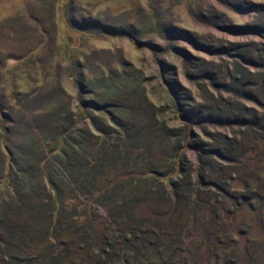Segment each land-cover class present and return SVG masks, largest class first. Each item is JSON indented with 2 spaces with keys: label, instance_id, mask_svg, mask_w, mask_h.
<instances>
[{
  "label": "rangeland",
  "instance_id": "rangeland-1",
  "mask_svg": "<svg viewBox=\"0 0 264 264\" xmlns=\"http://www.w3.org/2000/svg\"><path fill=\"white\" fill-rule=\"evenodd\" d=\"M255 3L264 4V0H0V150L4 149L3 161L8 160V166L11 163L13 166L7 175L14 173L9 179L12 181L20 169L48 172L60 191L59 217L75 224L67 229L69 223L65 221L62 224L55 221V224L52 218L47 217L45 221L38 214L31 216L25 209L19 210L20 218H9L6 226L14 229L19 223L27 230L26 226H32L29 228L33 242L29 246L26 244L24 252L37 256L42 255L47 246H55L65 254L60 264H264V174L259 175L246 166L240 173L231 175L235 164L228 162L224 164V174H218L216 169V176L203 175L200 169V178L195 167L193 178L190 174L196 166L193 165L196 156L190 150H180L184 144L178 138H167L169 132L163 129L160 119L159 136L145 132L148 136L141 142L142 154L135 157V163L143 166L144 172L156 171L158 174L171 173L177 166L182 168L170 179L177 197L174 212L165 216L174 203L166 189L151 190L145 182L144 187L136 190L128 184L115 186L106 191V202L98 200L92 204L95 209L87 211L89 194L78 191L76 198L63 199L68 184L64 177H58L54 168L67 177L61 165L62 158L58 153L47 157L49 149H42L45 143L41 139L42 129L55 130L56 122L52 116L68 99L76 109L78 103L76 106L75 101L81 97L87 102L99 98L98 94L91 93L90 87L81 96L74 81L68 80V68L75 61L83 65L78 72L84 74V83L88 85L94 82L93 79L97 80L103 70L113 75L138 72L140 82L133 81L137 85H132V90L146 91L149 99L162 111L167 108L163 115L171 119V126L179 131L182 123L172 119L174 109L167 107L171 105L168 86L160 82L161 70L156 60L167 58L174 65L181 61L171 52L156 55L150 46L157 50L191 47L150 32L149 19H144V14H151V8L160 26L185 28L205 38L215 36L241 41L246 38L219 32L214 25L221 23L222 16L233 24L250 22L252 13L243 10ZM201 16L215 22L202 23ZM215 18L218 19L213 20ZM135 26L139 29L134 32V41L122 35L123 32L132 33ZM74 57L76 59L72 60ZM132 78L137 80L136 75ZM179 79L184 87L192 88L182 74ZM63 93L67 99L52 101L53 96ZM149 111L146 108L145 114ZM96 115L105 116L102 112ZM147 122L142 123L148 125ZM223 130L231 131L230 128ZM6 147L9 152L13 148L14 154H9ZM236 152L234 150L232 154L235 158ZM91 158L86 155V160ZM15 160L18 161L17 168ZM112 172L103 177L99 188L113 181L117 173ZM184 179L186 187L183 184L177 187V181ZM7 183L3 182V191ZM15 197L19 199L16 194ZM135 197L144 201L136 202L133 214L139 219L154 220L143 226L122 220L114 225L118 229L112 227V222L105 219L107 212L102 206L105 204L114 212L124 207L123 211L129 212ZM63 206L66 209H62ZM97 213L103 216L95 220L97 226L103 230L112 227V232L102 237L101 244L98 242L102 248L91 243L89 236L84 238V234L77 233L81 226L89 228L91 215L96 217ZM47 225L60 226L48 234ZM129 230L133 231L130 233ZM86 233L91 234L90 230ZM16 234L5 236V239L16 244V239L21 236L19 232ZM3 253L10 252L0 251V264ZM47 260L52 264L51 259Z\"/></svg>",
  "mask_w": 264,
  "mask_h": 264
},
{
  "label": "trees",
  "instance_id": "trees-1",
  "mask_svg": "<svg viewBox=\"0 0 264 264\" xmlns=\"http://www.w3.org/2000/svg\"><path fill=\"white\" fill-rule=\"evenodd\" d=\"M249 6L243 11L252 13L250 22L244 25L233 24L227 17L219 15L222 16L221 23L214 25L219 32L246 38L241 41L218 39L215 36L205 38L199 33L177 26L166 27L162 24L163 29H161L162 26L153 15L151 8H149L151 14H144L146 16L144 19H149V22H146L150 32L185 42L191 47H166L157 50L156 47L150 46L156 55L171 52L181 61L179 65H174L168 62L167 58L162 61L156 60L161 70L160 82L168 86L166 89L170 95L171 105L167 107L174 109L172 119L182 123L179 130L181 134L178 128L174 129L171 126L172 120L166 119L163 115L167 108L162 111L161 107L159 108L149 99L146 91L138 93L139 89L132 90V85H137L133 81L140 82L138 72L133 74L136 75L137 80H132L133 75L125 72L113 75L108 73V70L102 69L103 74L88 85L84 83V74L78 72L83 65L75 61L72 66L70 65L71 67L69 66L68 80L74 81L80 95L83 96L87 87H90L91 93L98 94L99 98L96 101L99 102L95 100L87 102L81 97L75 101V105L78 103V108L74 109L73 102L68 99L52 116L56 122L55 130L50 132L41 130V139L45 143L42 149L45 148L46 151L49 149L47 157L58 153V157L62 158L61 165L67 177L58 168H54L58 177H64L68 184L67 195L63 199L76 198L78 191L84 195L89 194L87 211H90L95 209L92 205L94 202L98 200L106 202L105 195L109 189L128 184L136 190L144 187L143 182H145L152 187L151 190L163 187L171 195L174 203L170 213L165 216L171 215L177 206L175 201L177 197L175 185L170 183V179L176 174L175 171L179 173L182 168L177 166L171 173L158 174L156 171L144 172L143 166L135 163V157L142 154L141 142L147 138L146 133L159 136L160 119L163 120V129L169 132L167 138L172 140L178 138L180 143L184 144L180 150H190L196 156L197 160L193 164L196 166L192 167L190 174L193 178L196 170L200 178L202 172L203 175L216 176V169L218 174H224L223 167L228 162L235 164V167L232 166L235 171L231 175L240 173L246 166L259 175L264 174V4L255 3ZM203 17H200L202 23L215 22ZM68 24L70 25L69 21ZM137 29L139 28L135 26L132 33L123 32L122 35L134 41L136 39L134 32H138ZM64 39L70 42L69 39ZM197 53H202L206 57ZM75 59L76 57L72 58ZM181 74L191 83L192 88H186L181 84L179 79ZM59 98L67 99L68 96L64 93L55 95L52 101ZM87 108H91V111H87ZM110 108L115 109L111 111ZM146 108L150 109L147 114H145ZM97 112H102L105 116H97ZM144 121H148V125L143 124ZM219 128L221 130H218ZM224 128H230L231 131H222ZM196 129L200 132L198 133ZM6 135L8 136L9 133ZM12 149L8 151L9 154H14ZM234 150L237 151L236 158L232 155ZM3 151L4 149L0 150V251L10 253L2 254L1 264H49L47 259H51L52 264H60L65 254L63 255L62 250L58 251L55 246L53 248L47 246L42 255L37 256L24 252L26 244L29 246L33 242L34 236L31 235L29 228L32 226H26L29 231L25 226H19V223L14 225V229L6 226L9 218L16 217L15 220L20 218L21 209H25L31 216L34 213L40 215L45 221L52 218L53 223L55 221L59 224L64 221L69 223L59 217L61 200L57 184L52 182L53 178L48 172L36 173L33 168L20 169L15 178L9 180L14 173L7 175V172L13 166L12 163L8 166V160L3 161ZM87 154L92 158L86 160ZM73 156L74 159H70ZM15 163L17 168L18 161L15 160ZM112 170L117 173L113 181L99 188L103 177L108 176ZM100 176H102L101 180H99ZM5 181L8 183L3 191ZM56 182L59 183V180L56 179ZM182 184L186 187L185 179L181 182L177 181L176 185L182 187ZM138 201L144 200L135 197L129 206V212L123 211L124 207L121 211L114 212L103 202L104 205L101 206L107 212L105 219L112 222V227L116 221L120 223L123 220L129 224L143 226L154 220V218L139 219L133 214V207ZM65 207L63 206L62 209H66ZM99 211L101 213V210ZM101 216L98 213L96 217L91 215L89 228L81 226L77 230L79 235H85L84 238L89 236L91 243L98 248L102 237L109 231L112 232V227L103 230L95 224V220ZM73 225L75 224L70 222L67 229L70 226L72 228ZM59 226L47 225L45 228L48 234H52L53 228ZM114 228L118 229L115 226ZM88 230L91 234L86 233ZM131 231L133 230H129L130 233ZM18 232L21 236L16 239L17 242L14 239L16 244L5 239V236L11 237Z\"/></svg>",
  "mask_w": 264,
  "mask_h": 264
}]
</instances>
